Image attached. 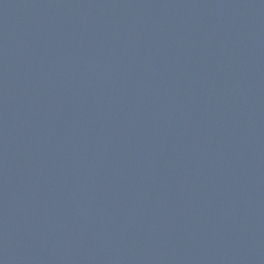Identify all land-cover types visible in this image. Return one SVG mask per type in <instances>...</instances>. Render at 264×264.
<instances>
[{"label": "water", "instance_id": "water-1", "mask_svg": "<svg viewBox=\"0 0 264 264\" xmlns=\"http://www.w3.org/2000/svg\"><path fill=\"white\" fill-rule=\"evenodd\" d=\"M0 264H264V0H0Z\"/></svg>", "mask_w": 264, "mask_h": 264}]
</instances>
